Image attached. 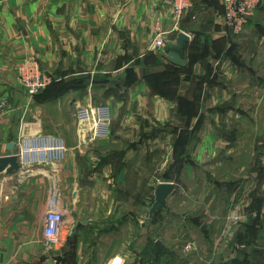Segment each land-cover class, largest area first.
<instances>
[{"label":"crops","instance_id":"1","mask_svg":"<svg viewBox=\"0 0 264 264\" xmlns=\"http://www.w3.org/2000/svg\"><path fill=\"white\" fill-rule=\"evenodd\" d=\"M157 30L166 43L189 35L179 52L186 66L154 48ZM23 56L60 83L77 81L42 103L46 111L72 106L74 118L78 107L100 106L107 120L96 137L78 125L58 175L42 164L0 174V264H55L59 254L61 264H264V0L239 33L225 26L222 0H194L178 22L165 0H0V95L10 103L0 156L15 152L6 145L19 136ZM154 120L169 129L152 134ZM77 142L93 143L95 167L86 164L90 147L73 150ZM152 152L188 160L179 187L183 176L190 214L175 215L193 230L191 252L176 232L172 245H156L158 222L138 219L127 197L119 204L118 183L137 168L148 176ZM54 196L63 213L59 251L44 237Z\"/></svg>","mask_w":264,"mask_h":264},{"label":"rangeland","instance_id":"2","mask_svg":"<svg viewBox=\"0 0 264 264\" xmlns=\"http://www.w3.org/2000/svg\"><path fill=\"white\" fill-rule=\"evenodd\" d=\"M191 8L192 7H190L189 9H191ZM183 15L181 16V18L183 17ZM179 20H174V21L178 22ZM162 34H163V36H165V32L160 31V30L155 31L154 48L156 50H159V51L162 49L156 48L155 41L157 40V38L159 36H162ZM165 39H166V37H165ZM224 51H225L224 48L221 46L216 50V53L218 55L225 56L226 52H224ZM25 59H31V60L36 61L38 63L39 69L42 71L41 64L39 63V61L37 59L32 58L30 56H23L20 63ZM44 74H46V73H44ZM47 76L50 79V82L48 84H46L44 87H42L41 89H39L35 94L31 95V94H28V92L25 90V88L21 85V83L19 81V74H18V69H17L18 82H19L20 86L22 87L23 99L25 100V103L20 105L21 107H20L19 117H18L19 136L17 138V141L13 142V143H7L6 149L8 152L15 150V152H11V153L16 154V152L20 150V142H21L20 138H22L26 135H36L38 133H41L42 135H51V136H54L56 138H60L64 142L65 157L58 162H53V163H49V164H46V163L42 164V165H47L48 168H51V169L53 168V170H54L53 174L58 175V172L59 173L61 172V165L65 161L67 154L70 150V148L67 146L69 137L75 130H77L76 128H78V125H80V124L78 122L77 117H74V118L70 117V114H71L70 109L72 108V106H70L69 109L67 107L68 110L65 109V111H62L57 107L55 108V110L49 109L46 111V108L41 104L42 103H50V101H53L54 99H56L58 97H63L64 93H67L68 91H70L72 89H76L78 87L77 86L78 84H77V81L74 79L67 80V81L65 80L64 82L60 83V82H58L57 78H52L49 75H47ZM73 100L74 99H71L70 102ZM32 101L36 102L38 104V106L37 107L30 106ZM66 104H68V103L66 102ZM9 112H10V109H9ZM37 115H39V116H37ZM154 125L155 126H152V129L150 130L152 134H154V132H156L157 130L164 131L165 129L166 130L169 129L166 127L165 124H163L160 121L154 120ZM10 145H12V147H9ZM73 145H75V146H73V150H75V152L78 150L83 151L85 146L90 147L91 150L88 149L87 155H85L87 157L86 164H87V167H89V168L96 166L98 160L93 157L94 156L93 143L77 142ZM110 145L111 144H107V146H110ZM174 145L175 144L172 143L173 148H174ZM99 146L103 147L102 144L101 145L99 144ZM178 147L180 150L181 147L179 146V144H178ZM182 153H184V151H182ZM162 154L163 153H161V152H157V153L152 152L151 153V156L148 160V167H149V175L148 176L145 173H144V175H141V171L138 172L137 171L138 168H137V169H135V171L133 172L132 175L131 174L127 175V177H126L127 182L124 185H121L120 183H118L117 198H118L119 204H121L125 201V199H126L125 197L128 198V200H126V202H128V203L133 202V204L135 206V211L138 214H140V215H138V219H139L140 217H144V216H141V214L147 208H149L152 205V203L154 202V190L157 187V185L160 182H173L174 188H177L176 190L178 192L174 194V189H173L172 193L167 197L166 207L153 214V217L150 221L151 228H153V226H154V225H152V221L155 220L158 222V224L156 225L157 231L154 230L153 232H151V237L154 238V239H151V241L156 242V245L163 244L164 242L172 245V243L174 241L173 240L174 233L176 232L177 236L182 237L183 252L184 253L191 252L192 250H194L196 248V245H197L196 241L192 239V237H193L192 235H194L193 230L189 229L190 224L188 225L184 222L180 224L179 223L180 218H177V216H176V215L179 216L181 214L182 215L183 214H187V215L190 214V212H188V210H190V207H189L190 200H189V196H188L189 192H186V190H185L187 187L188 181H186L183 176H182V179H183L182 180V183H183L182 189L179 187V185L181 183V182L179 183L180 177H181L179 173L182 171L181 168L184 167V165L188 162V160L175 159L173 157V152L171 153V155H170L171 158H169V159L162 158L161 157ZM79 158H80V156H77V159H79ZM108 160L109 159H105L104 161H108ZM113 161L118 163V165L120 166V163L122 160L121 159H115ZM137 161L141 162L142 160L138 159ZM37 165H41V164H37ZM143 170L145 172V168ZM49 174L52 176L51 173H49ZM87 175L88 174H86V176ZM146 178H147V180H146ZM146 181L148 182V186L146 185ZM175 184H177V187H175ZM187 193H188V195H187ZM100 197H101L100 194H97V196H95L96 199L100 198ZM168 199H169V201H168ZM52 200H55L57 206L60 207V205L58 203V198L56 196H54V198ZM50 202H51V200H50ZM49 203H48V205H49ZM136 212H134V213L137 216ZM123 213H125L124 209H123ZM146 224H148V223L146 222ZM187 225H188V227H186ZM158 236H159V238H158ZM60 239L61 238H59L58 243L50 244V245L54 246L55 248H58V251H59V248L61 250V244H60L61 240ZM119 241H120V244L122 241H123L122 245L125 244L124 239L121 237V235H119ZM190 242L194 243L193 248L189 251H186L185 247ZM124 246H123V252L126 253V248ZM56 251H57V249H55V252ZM55 256H57V255H55ZM55 256H54V261H55ZM121 262H122V259H121ZM55 264H56V261H55ZM60 264H61V262H60Z\"/></svg>","mask_w":264,"mask_h":264},{"label":"built area","instance_id":"3","mask_svg":"<svg viewBox=\"0 0 264 264\" xmlns=\"http://www.w3.org/2000/svg\"><path fill=\"white\" fill-rule=\"evenodd\" d=\"M263 0H222L223 21L231 32L239 33L247 24L250 17ZM169 5L170 16L174 20H179L190 7L194 0H165ZM157 29H159L157 27ZM166 43L165 36H159L155 41L156 48L162 49ZM19 81L28 94H35L39 89L50 82L38 66V63L31 59H25L18 67ZM9 99L5 95H0V118L9 111ZM77 118L80 125H88L94 137L103 134L102 123L107 120L101 111L100 106L77 109ZM21 139L20 150L16 152L18 160L22 166H34L37 164H49L58 162L65 157L64 142L60 138L51 135H26ZM45 226L44 237L49 244L58 243L63 223V213L57 206L55 200H51L44 214ZM194 243L190 242L185 247L186 251L193 248ZM110 264H121V259L115 257Z\"/></svg>","mask_w":264,"mask_h":264},{"label":"water","instance_id":"4","mask_svg":"<svg viewBox=\"0 0 264 264\" xmlns=\"http://www.w3.org/2000/svg\"><path fill=\"white\" fill-rule=\"evenodd\" d=\"M189 40V35L184 32H179L173 43H166L162 51L165 53L164 58L169 63L184 67L187 62L185 59L181 58L179 52L183 50L184 43ZM9 147H12L10 145ZM21 168V164L18 160L16 154H8L0 156V174H13L17 172ZM174 189L173 182H160L154 190V202L152 205L147 208L141 216H144L148 223H150L153 214L157 211H160L166 207L167 197L172 193ZM62 260V256H55L56 264H60Z\"/></svg>","mask_w":264,"mask_h":264}]
</instances>
